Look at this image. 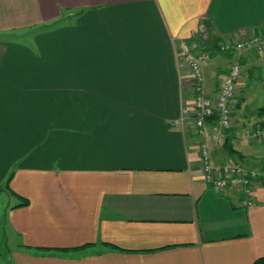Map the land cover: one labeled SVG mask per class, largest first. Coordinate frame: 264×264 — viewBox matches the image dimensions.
Wrapping results in <instances>:
<instances>
[{
    "label": "crops",
    "instance_id": "obj_1",
    "mask_svg": "<svg viewBox=\"0 0 264 264\" xmlns=\"http://www.w3.org/2000/svg\"><path fill=\"white\" fill-rule=\"evenodd\" d=\"M33 26L43 28L8 37ZM263 27L264 0H0V264L263 257L264 140L226 131L262 176L254 206L209 186L201 143L217 164L240 159L212 140L216 118L196 132L179 55L194 43L213 53L203 64L208 94L240 61L236 119L264 128V56L217 49Z\"/></svg>",
    "mask_w": 264,
    "mask_h": 264
},
{
    "label": "built area",
    "instance_id": "obj_2",
    "mask_svg": "<svg viewBox=\"0 0 264 264\" xmlns=\"http://www.w3.org/2000/svg\"><path fill=\"white\" fill-rule=\"evenodd\" d=\"M201 34L207 36V29L202 26ZM252 48L264 56V27L253 29L236 38H224L217 43L221 53L241 51ZM181 62L191 71L190 88L193 94L195 108L196 132L204 135L207 121L216 118L222 128L220 133L213 134L212 140L218 145L226 141V131L233 130L238 137H255L264 140V128L261 125L253 130L241 128L235 116L238 98V84L243 76L242 63L235 60L223 74L214 94L205 90V73L203 64L211 58V51L197 43L183 44L179 52ZM203 180L213 189L223 194H238L241 196V205L249 208L255 205V190L261 182V174L240 163L217 164L214 162L208 142L199 146Z\"/></svg>",
    "mask_w": 264,
    "mask_h": 264
},
{
    "label": "rangeland",
    "instance_id": "obj_3",
    "mask_svg": "<svg viewBox=\"0 0 264 264\" xmlns=\"http://www.w3.org/2000/svg\"><path fill=\"white\" fill-rule=\"evenodd\" d=\"M70 18V17H69ZM43 27H41L42 29ZM37 27H26V28H20V29H14L12 30L11 33H9V36L8 37H12V38H18V39H21V40H24V39H27V38H31L32 36L35 35L36 32H38L39 30H41ZM236 53L238 54V52L236 51ZM237 59V58H236ZM234 60H231L230 61V64L231 65L233 63ZM240 156V153L237 152V158L240 159L239 162L243 163L244 165H246L248 162V159L246 158H239ZM247 166V165H246ZM257 169V168H256ZM11 174H8L7 175V178L4 182V184L6 185V181L8 179V177L10 176ZM0 193H1V190H0ZM4 196L6 197L7 195L4 194Z\"/></svg>",
    "mask_w": 264,
    "mask_h": 264
},
{
    "label": "trees",
    "instance_id": "obj_4",
    "mask_svg": "<svg viewBox=\"0 0 264 264\" xmlns=\"http://www.w3.org/2000/svg\"><path fill=\"white\" fill-rule=\"evenodd\" d=\"M218 53L219 54H224V53H221L219 51H218ZM225 53H226V55H230V56L233 54V52H225ZM212 54L213 53L211 52V55ZM232 140H233V135L229 132L227 134V136H226L225 146H227V149H228L229 153L233 155V154H235L237 152L232 148ZM10 179H11V175L7 179V183L10 181ZM27 203H28V201L26 199L23 200V202H22V204H27ZM253 264H264V256L258 258Z\"/></svg>",
    "mask_w": 264,
    "mask_h": 264
}]
</instances>
